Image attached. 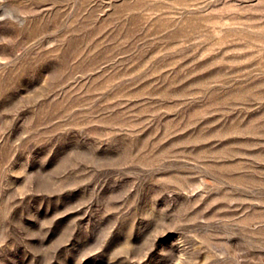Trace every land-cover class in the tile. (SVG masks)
I'll return each instance as SVG.
<instances>
[{"label":"rangeland","instance_id":"obj_1","mask_svg":"<svg viewBox=\"0 0 264 264\" xmlns=\"http://www.w3.org/2000/svg\"><path fill=\"white\" fill-rule=\"evenodd\" d=\"M0 264H264V0H0Z\"/></svg>","mask_w":264,"mask_h":264}]
</instances>
